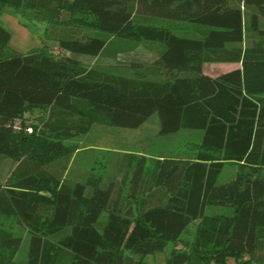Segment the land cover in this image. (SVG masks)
Segmentation results:
<instances>
[{
  "label": "trees",
  "instance_id": "1",
  "mask_svg": "<svg viewBox=\"0 0 264 264\" xmlns=\"http://www.w3.org/2000/svg\"><path fill=\"white\" fill-rule=\"evenodd\" d=\"M6 6L50 25L67 16L68 31L56 38L64 54L97 57L104 36L164 47L154 64L161 78L148 80L42 48L13 53L0 27V156L19 162L0 182V218L26 232L25 264H141L196 222L189 252L169 264H262L264 0H0V11ZM166 23L202 32L180 37ZM247 33L251 44L242 47ZM207 64L240 69L210 76ZM33 111L49 113L39 129L25 121ZM154 115L159 136L200 132V144L193 159L160 158L150 168L138 158L127 198L112 184H67L45 169L71 155L66 142L93 125L136 130ZM227 166L234 177L220 182ZM0 242V264H19L21 238L4 232Z\"/></svg>",
  "mask_w": 264,
  "mask_h": 264
},
{
  "label": "rangeland",
  "instance_id": "2",
  "mask_svg": "<svg viewBox=\"0 0 264 264\" xmlns=\"http://www.w3.org/2000/svg\"><path fill=\"white\" fill-rule=\"evenodd\" d=\"M68 17L61 15L54 25L35 20L28 11L12 6H6L0 11V27L10 34L7 49L13 53L25 55L32 50L43 49L47 53L60 57L61 55L73 57L87 68L102 70L114 75L133 77L142 74L148 80H158L161 75L156 72L155 62L159 60L164 47L157 43H129L108 36L105 49L97 57L85 55L64 54L58 48L56 38L67 33L63 27ZM172 31L180 37H198L202 29L187 23H166ZM70 27H75L74 32L85 35L86 31L79 29L73 21ZM94 32V31H93ZM95 35V33H93ZM251 44V36L247 33L242 47ZM226 65L207 64L203 66L205 75L217 76L227 70ZM49 113L33 111L24 116L28 125L37 126L39 129L42 121L48 118ZM32 128V127H28ZM160 124L156 115L152 116L142 127L136 130L102 127L93 125L85 135L74 137L66 142L72 149L71 155L60 158L45 169L56 175L67 184H94L101 188L113 185L115 193H120L122 198L128 197L129 183L134 164L140 157H145L148 167L160 158L193 159L200 144L201 133L181 130L169 136H159ZM9 158L0 156V182L5 184L9 176L18 166ZM230 167H225L220 176V182L230 172ZM156 198V191H153ZM50 208L48 202L43 204ZM213 208L207 210L212 212ZM106 221L102 214L97 229L100 231ZM196 224L188 226L180 237V242L167 244L163 251L148 255L142 259L141 264H169L170 257L176 252H189L195 232ZM10 233L13 237H20L21 246L15 256V262L25 264L28 254V236L25 231L16 227L12 220L0 218V235ZM1 244V242H0ZM139 260L138 256H132ZM248 256L245 257L247 259ZM230 262H233L230 260Z\"/></svg>",
  "mask_w": 264,
  "mask_h": 264
},
{
  "label": "crops",
  "instance_id": "3",
  "mask_svg": "<svg viewBox=\"0 0 264 264\" xmlns=\"http://www.w3.org/2000/svg\"><path fill=\"white\" fill-rule=\"evenodd\" d=\"M246 27H247V24H246ZM219 65H221V66L226 65L228 67V69L224 71L225 73L236 70V69H240V64H219ZM222 74H224V73H222ZM217 76H219V75H217ZM230 168H231L230 172L228 173V175L223 180L224 182L230 181L234 177L235 169L233 167H230ZM224 169H223V171H224ZM195 224H197V222ZM262 257H264V253H262ZM262 264H264V262H262Z\"/></svg>",
  "mask_w": 264,
  "mask_h": 264
},
{
  "label": "built area",
  "instance_id": "4",
  "mask_svg": "<svg viewBox=\"0 0 264 264\" xmlns=\"http://www.w3.org/2000/svg\"><path fill=\"white\" fill-rule=\"evenodd\" d=\"M29 132H31V130H29Z\"/></svg>",
  "mask_w": 264,
  "mask_h": 264
}]
</instances>
